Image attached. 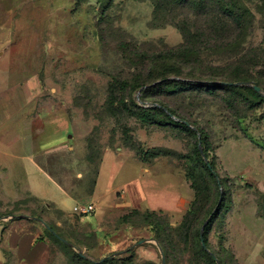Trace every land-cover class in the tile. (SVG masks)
<instances>
[{"label":"rangeland","instance_id":"1","mask_svg":"<svg viewBox=\"0 0 264 264\" xmlns=\"http://www.w3.org/2000/svg\"><path fill=\"white\" fill-rule=\"evenodd\" d=\"M157 3L0 0V215L40 216L57 224L71 247L41 221L26 223L49 243L40 264H87L75 252L96 262L119 257L121 264H163V252L165 264H208L191 235H169L194 198L186 177L194 137L142 122L126 107L132 99L145 107L165 103L207 130L224 179L208 236L216 264H264V101L248 100L241 90L156 91L141 99L149 85L130 83L151 69L144 52L178 47L185 25L227 28L197 8L178 4L157 11ZM242 3L241 45L223 50L208 43L196 65L217 82L235 71L247 73L252 82L245 86L260 85L264 96V0ZM130 144L177 155L143 162ZM29 181L39 185L41 201ZM145 200L172 210L158 211L155 219L123 220L136 208L133 202ZM75 202L93 203L95 210L75 214ZM204 214L196 227L208 220ZM157 237L168 238L166 249ZM9 257L16 261L13 253Z\"/></svg>","mask_w":264,"mask_h":264},{"label":"trees","instance_id":"2","mask_svg":"<svg viewBox=\"0 0 264 264\" xmlns=\"http://www.w3.org/2000/svg\"><path fill=\"white\" fill-rule=\"evenodd\" d=\"M157 2V11L159 9H164L165 5L175 6L183 4L191 8H197L199 12H202V15L208 17L216 15V18L222 20V23L226 25L227 28L225 26H217L207 27L200 31H196L192 30L189 25H185L184 27H181L184 42L178 47H171L160 52V54L144 52V57H146L145 61H149L151 69L146 71L147 74H139L130 83V85L135 88L149 85L143 90L144 94L141 99H144V96L156 91L164 92L167 95H174L188 90L198 93H213L218 90L236 92L241 90L247 94L248 100L256 102L264 101V96L256 91L254 87L245 85L229 86L225 84L226 82H252V78L249 74L235 71L234 73L232 72V75L229 78L217 82L214 80L215 78H205V72L202 71L201 67L196 65L203 61L202 55L204 54L208 43H212V47L214 46L223 50L236 49V47L241 45V40L239 39L243 35V23L247 15L242 0H157ZM229 23L232 26H230ZM233 26L236 28H233ZM230 27H232L233 30L230 32L226 31V29ZM211 50L216 49L212 48ZM159 105L160 106L145 107L132 99L131 105L127 106L126 104V107L129 111H132L134 116L144 123L169 125L194 137V146L191 154L188 156L189 162L186 166V177L190 181L191 188L194 190V198L191 201L182 222L174 228L175 233H172V229L169 228V235L173 236L174 234H177L182 236L184 234V237L191 235L192 242L197 246L196 250L198 255L208 264H216L215 250L212 248L208 236L212 223L216 218V213H218V209L220 208H217V212H212L214 204H217L219 200L220 182L223 183L224 179L221 178L216 163L212 159L216 155L213 143L210 139L209 133L204 127L192 121L190 118H187L183 114H180L176 109L165 103L159 102ZM191 126H194L195 129L191 128ZM125 133L128 135V130H125ZM199 134L201 135V144ZM130 145H133V149L137 151V154L141 157L143 162H150L159 157H171L177 155V152L170 148L158 147L144 150L142 146H135V144ZM205 159H208L209 162H206ZM212 197H214V202L210 208L206 209ZM37 200L41 201L39 198H37ZM158 211L164 213L163 209L157 210L148 208L143 212L140 208H133L130 213L123 216V220L127 221L134 216H144L148 219H155ZM203 211H205V214L203 215L205 220L207 218L209 220L204 232L205 245L202 244L200 236V227L202 225L196 227V221H198ZM5 215H13V213H7L0 216ZM211 215L212 217L210 218ZM20 216L15 217L20 219ZM34 216L37 217V220L38 218L41 219L40 216L35 214ZM31 220L35 222L37 221L34 219ZM47 225L55 230L60 236L65 238L57 224L47 223ZM191 226H194V233H191ZM44 229L56 240H60L46 227V225L44 226ZM157 238L161 245L166 249V246L169 245L167 242L168 238ZM60 242L66 248H71L62 240ZM75 256L78 260L87 264H121V259L119 257H105L96 262L90 260V256L85 253L81 255L80 253L75 252Z\"/></svg>","mask_w":264,"mask_h":264},{"label":"crops","instance_id":"3","mask_svg":"<svg viewBox=\"0 0 264 264\" xmlns=\"http://www.w3.org/2000/svg\"><path fill=\"white\" fill-rule=\"evenodd\" d=\"M37 186L39 185L36 182L29 181L28 183L33 195L43 199L36 191ZM140 203L150 209L172 210L167 205L161 206L151 200ZM140 203L133 202L132 205L141 208ZM20 217L18 219L12 215L0 216V264H40L47 254L48 241L41 238L33 228L25 226L26 223L32 222L29 216L21 215ZM98 237L100 238V235ZM12 253L15 255L16 261L9 260Z\"/></svg>","mask_w":264,"mask_h":264},{"label":"water","instance_id":"4","mask_svg":"<svg viewBox=\"0 0 264 264\" xmlns=\"http://www.w3.org/2000/svg\"><path fill=\"white\" fill-rule=\"evenodd\" d=\"M225 84H227V85H249V83H248V82H245V81H240V82H226ZM252 86L254 87V89H255L256 91H258L259 93L263 94V89H262L259 85H252ZM187 124H188V123H187ZM199 138H200V144H201V135H200V134H199ZM206 160H207V162H209L208 159H206ZM218 181H219V179H218ZM25 216H26V215H25ZM211 217H212V215L210 216V218H211ZM210 218H209V219H210ZM38 220L41 221L42 223H44V224L46 225V227H47L49 230H51V232H53L54 235L57 236L60 240H62L64 243H66V244H70V242H69L67 239H65V238H63L62 236H60L55 230L51 229L50 226L47 225V223H46L43 219H39V218H38ZM208 222H209V220H207V221L203 224V226H202V228H201V231H200L201 241H202V244H203V245H205V241H204V232H205V227H206V225L208 224ZM80 254L83 255V253H80ZM162 254H163V260H162V263L165 264V256H164V253H163V252H162Z\"/></svg>","mask_w":264,"mask_h":264},{"label":"built area","instance_id":"5","mask_svg":"<svg viewBox=\"0 0 264 264\" xmlns=\"http://www.w3.org/2000/svg\"><path fill=\"white\" fill-rule=\"evenodd\" d=\"M95 210V205L93 203L83 204L80 202H75L73 205V211L78 215H86Z\"/></svg>","mask_w":264,"mask_h":264}]
</instances>
